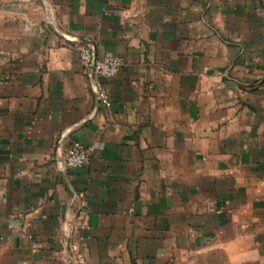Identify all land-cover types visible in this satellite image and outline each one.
<instances>
[{
	"label": "crops",
	"instance_id": "crops-1",
	"mask_svg": "<svg viewBox=\"0 0 264 264\" xmlns=\"http://www.w3.org/2000/svg\"><path fill=\"white\" fill-rule=\"evenodd\" d=\"M76 252L264 264V0H0V264Z\"/></svg>",
	"mask_w": 264,
	"mask_h": 264
},
{
	"label": "built area",
	"instance_id": "built-area-1",
	"mask_svg": "<svg viewBox=\"0 0 264 264\" xmlns=\"http://www.w3.org/2000/svg\"><path fill=\"white\" fill-rule=\"evenodd\" d=\"M82 65L90 69L97 79V94L100 101L108 99L106 82L115 78L124 64L121 56H104L97 58L94 56L93 48L90 44L76 43ZM91 159V150L82 143L76 141L69 147L63 156L62 164L64 170L81 169L89 164ZM75 264H96L86 260L84 253L76 252Z\"/></svg>",
	"mask_w": 264,
	"mask_h": 264
}]
</instances>
